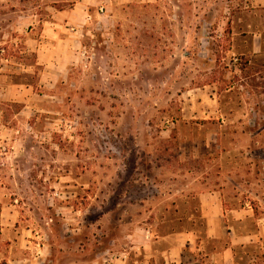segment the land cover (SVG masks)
Listing matches in <instances>:
<instances>
[{"label": "rangeland", "instance_id": "1", "mask_svg": "<svg viewBox=\"0 0 264 264\" xmlns=\"http://www.w3.org/2000/svg\"><path fill=\"white\" fill-rule=\"evenodd\" d=\"M70 3L0 0V116L14 130L0 138V184L47 244L45 264L125 251L138 221L156 237L191 232L218 264L235 234L258 232L234 259L264 264V47L252 50L264 0H115L79 54L47 67L23 29L40 34ZM2 83L30 91L8 98ZM197 183L223 189L221 237L195 191L180 198Z\"/></svg>", "mask_w": 264, "mask_h": 264}, {"label": "crops", "instance_id": "2", "mask_svg": "<svg viewBox=\"0 0 264 264\" xmlns=\"http://www.w3.org/2000/svg\"><path fill=\"white\" fill-rule=\"evenodd\" d=\"M61 1L71 3L69 7L55 9L52 17L44 22L40 34L34 33L32 28L30 29V23L27 24V29H23L29 52L37 53L39 62L44 63L47 67L56 63L57 57L60 58V61L63 56L75 55L74 53L77 51L74 49L83 46L87 32L91 26L93 27L92 20L108 13L115 0H59V2ZM260 37L261 35H259V42L253 43L252 50L255 54H260L263 51L264 43ZM26 72L30 73L29 66ZM5 84L2 83L1 91L8 98L13 95L15 97L24 95L30 91L29 84ZM13 131V128L2 121L0 116V138L6 140ZM5 140L2 143L8 144ZM182 191L184 193L182 192L180 196L181 200L191 198L190 191L196 192L194 198L198 199L201 214L206 217L209 235L216 238L221 237L218 226L222 227L223 217H225L222 211L225 202L221 192L223 189H209L206 185L197 183L187 185ZM142 202L143 200L140 205ZM236 213L239 214L238 211ZM137 216L143 218L142 213ZM153 230L152 226L144 222H131V228L127 233L129 241L125 251L112 255L109 253V257L99 258L92 264H101V262L102 264H159V258L163 264H187L186 256L190 249L198 251L196 254L198 259H194L196 263H198L199 257L202 260L201 264L219 263L218 254L215 251L205 252L203 247L195 241L191 232L184 231L165 237H156ZM229 233L232 235L233 232ZM257 235L258 232L247 235L235 234V240L220 253V264H235L234 248L236 245L244 243L245 238L253 239ZM39 237L38 231L24 224L18 205L9 198L5 186L0 184V263L45 264L49 253L46 250L47 244L42 242Z\"/></svg>", "mask_w": 264, "mask_h": 264}]
</instances>
